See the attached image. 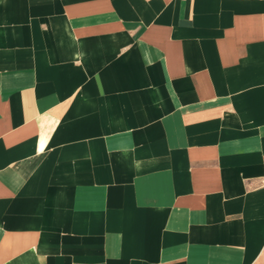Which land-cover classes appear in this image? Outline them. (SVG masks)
I'll return each instance as SVG.
<instances>
[{
  "label": "crops",
  "instance_id": "crops-1",
  "mask_svg": "<svg viewBox=\"0 0 264 264\" xmlns=\"http://www.w3.org/2000/svg\"><path fill=\"white\" fill-rule=\"evenodd\" d=\"M0 264H264V0H0Z\"/></svg>",
  "mask_w": 264,
  "mask_h": 264
}]
</instances>
